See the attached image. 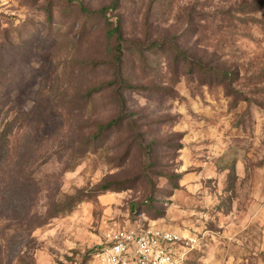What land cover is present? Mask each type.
Returning <instances> with one entry per match:
<instances>
[{
    "label": "rangeland",
    "instance_id": "obj_1",
    "mask_svg": "<svg viewBox=\"0 0 264 264\" xmlns=\"http://www.w3.org/2000/svg\"><path fill=\"white\" fill-rule=\"evenodd\" d=\"M0 138L2 264H264V0H0Z\"/></svg>",
    "mask_w": 264,
    "mask_h": 264
},
{
    "label": "built area",
    "instance_id": "obj_2",
    "mask_svg": "<svg viewBox=\"0 0 264 264\" xmlns=\"http://www.w3.org/2000/svg\"><path fill=\"white\" fill-rule=\"evenodd\" d=\"M94 254L95 264H183L189 238L154 227L133 226L108 235Z\"/></svg>",
    "mask_w": 264,
    "mask_h": 264
},
{
    "label": "trees",
    "instance_id": "obj_3",
    "mask_svg": "<svg viewBox=\"0 0 264 264\" xmlns=\"http://www.w3.org/2000/svg\"><path fill=\"white\" fill-rule=\"evenodd\" d=\"M116 1H117V0H116ZM258 7L261 8V6L257 5V6H256V9H255V12L261 11L260 9H257ZM108 33H109L110 35H115V36L117 37V39H118V42H119V43L121 42V31H120V29H119L118 26H115V27L109 29ZM117 48L120 49L119 46H118ZM120 53H121V51H118V54H117V56H116V61H117V63H119V61H120V56H119ZM118 122H119L118 119H115V120L109 122L106 126L100 125V129H102V130H103V129H107V128H109L111 125H113V124H117ZM1 141H2V139L0 138V142H1ZM57 214H60V206L56 207V209L54 210V213H53L52 216H56ZM96 251H97V248L95 249L94 254L96 253ZM0 264H2V263H0ZM9 264H11V263H9Z\"/></svg>",
    "mask_w": 264,
    "mask_h": 264
}]
</instances>
